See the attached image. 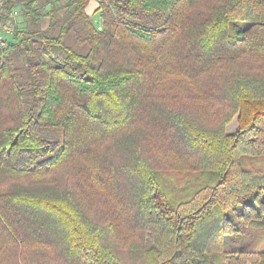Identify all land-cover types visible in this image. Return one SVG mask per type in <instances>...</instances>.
I'll use <instances>...</instances> for the list:
<instances>
[{"label":"trees","instance_id":"obj_1","mask_svg":"<svg viewBox=\"0 0 264 264\" xmlns=\"http://www.w3.org/2000/svg\"><path fill=\"white\" fill-rule=\"evenodd\" d=\"M5 7L21 8L24 27L0 49V232L52 252L31 264H131L123 250L143 264H264V0ZM171 73L209 81L213 122L181 97L162 108ZM165 118L180 172L153 167L142 139L118 149L122 165L106 157L133 125ZM93 158L95 173L84 166ZM117 175L129 217L115 223L95 210L101 190L118 194ZM122 229L141 241L149 229L154 245L129 249Z\"/></svg>","mask_w":264,"mask_h":264},{"label":"rangeland","instance_id":"obj_2","mask_svg":"<svg viewBox=\"0 0 264 264\" xmlns=\"http://www.w3.org/2000/svg\"><path fill=\"white\" fill-rule=\"evenodd\" d=\"M65 0H63L64 2ZM97 7V1L91 2L89 6V12L92 14L95 9L93 7ZM18 16H17V24L21 27H24L22 14L23 11L20 7H18ZM47 9H45L46 11ZM43 11V12H45ZM64 11H60V13H63ZM98 17L96 18V22L98 23ZM48 18L43 19V25L48 23ZM180 75L176 74H166L165 75V82L163 83V88L159 94L161 95V104H165L167 106H162V108H170L180 106V97L183 101V103L189 107V109L194 114L193 116L195 119H199L201 117L203 120L207 122H213L211 121V114L216 115L219 113L216 105H214L213 97H209V94L211 93L210 89L211 85L208 84L209 81H207L205 78L202 80H189L188 84H180ZM184 88V89H180ZM187 88V89H185ZM190 88V89H188ZM181 92V94H180ZM186 99V101H185ZM215 115V117H216ZM148 123V122H147ZM172 123L168 121L166 118L160 120L158 123L156 122V119L152 123V125L149 124V126H144L142 124H135L131 127V129L127 130L124 136L127 137V141L115 144L112 141L108 142V145L110 148V155L106 156L109 158H112L113 162H115L118 165L123 164V153L119 151L118 149L123 146H127L130 143H140L142 141L145 154L143 153L144 157L150 162V164L153 167H159L163 169H172V171L168 173L180 172L181 166H183V163L180 164V148L176 146V148H171L169 145L170 140L174 141V144H179L177 140L175 139V135H169V131L171 132L172 129ZM173 134V133H172ZM165 137H169L170 140L166 139ZM142 139V140H141ZM114 145H113V144ZM117 149V151H116ZM169 150V151H168ZM101 154V153H99ZM102 155V154H101ZM97 162H95V159L88 160V163L86 162V168L89 169L91 173H95L94 165H96ZM181 165V166H180ZM174 169V170H173ZM120 177L117 175V181L119 182V185L113 184L114 186H117L118 194L112 195L110 191H106L105 189L101 190L100 194L103 196V200H100L99 197V203H98V209L95 210L96 215L105 216V218L110 219V221L117 220H128L129 212L127 213L125 211H122L120 207V204L123 202L122 198H124L125 195H127L126 187L128 186V178L127 177ZM133 184V182H131ZM101 187V186H100ZM6 187L3 186V184L0 185V189L4 190ZM119 195L120 197H117ZM100 196V195H99ZM122 217L121 219H118V217ZM109 221V220H108ZM116 223V222H115ZM124 233L127 234L128 239L124 240L125 247L130 248H138L139 244L142 243V247H150L154 245L153 240V234L152 231L148 229L147 235L145 240H140L141 233L135 232L131 230H123ZM140 232V231H139ZM145 233V231H143ZM5 234L0 232V264H20L22 260V256L24 258H28L29 263L31 264L33 261L37 259H41L43 255H52V252L49 250H35V249H26L21 250L20 247L17 246V244L10 243L11 241L9 238H5ZM147 239H150L149 241ZM124 243V242H123ZM20 245V244H18ZM123 245V244H122ZM125 254H128L129 261L131 264H143V257H140V253L138 252H132L131 250H123ZM127 251V252H126ZM54 252V251H53Z\"/></svg>","mask_w":264,"mask_h":264},{"label":"built area","instance_id":"obj_3","mask_svg":"<svg viewBox=\"0 0 264 264\" xmlns=\"http://www.w3.org/2000/svg\"><path fill=\"white\" fill-rule=\"evenodd\" d=\"M6 0H0V49L6 50L11 43L17 25L18 10H6Z\"/></svg>","mask_w":264,"mask_h":264},{"label":"crops","instance_id":"obj_4","mask_svg":"<svg viewBox=\"0 0 264 264\" xmlns=\"http://www.w3.org/2000/svg\"><path fill=\"white\" fill-rule=\"evenodd\" d=\"M96 7L94 6L93 9H95Z\"/></svg>","mask_w":264,"mask_h":264}]
</instances>
